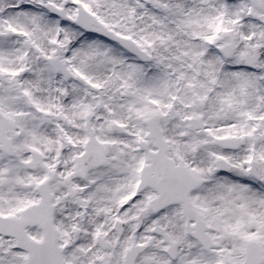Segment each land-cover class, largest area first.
Returning <instances> with one entry per match:
<instances>
[{
	"label": "snow or ice",
	"instance_id": "1",
	"mask_svg": "<svg viewBox=\"0 0 264 264\" xmlns=\"http://www.w3.org/2000/svg\"><path fill=\"white\" fill-rule=\"evenodd\" d=\"M0 264H264V0H0Z\"/></svg>",
	"mask_w": 264,
	"mask_h": 264
}]
</instances>
